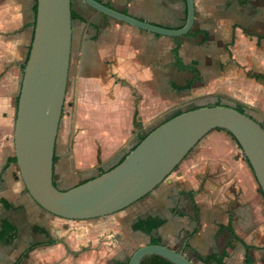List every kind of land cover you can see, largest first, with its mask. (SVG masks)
I'll return each mask as SVG.
<instances>
[{
  "label": "crops",
  "instance_id": "0c3cea01",
  "mask_svg": "<svg viewBox=\"0 0 264 264\" xmlns=\"http://www.w3.org/2000/svg\"><path fill=\"white\" fill-rule=\"evenodd\" d=\"M78 1L74 7L71 0V10L76 15L72 20L69 64L70 70L74 64L69 95L72 106L69 120L65 121L68 126H62L61 120L58 128L55 184L74 182L72 172L88 171L95 176L98 170L109 169L103 166L132 138V91L139 99L136 112L141 127L135 130L137 135L165 112L169 111L168 117L207 96H227L257 110L261 120L255 119L264 127V83L252 78L261 75L264 79V54L259 56L256 50L264 40L257 36L264 35V29L257 34L247 29L255 17H264V0H193V25L178 38L104 17ZM98 1L167 29H179L185 21V0ZM34 5L35 0H0V198L12 206L9 213L28 217L31 231L36 224L29 216L36 214L39 207L25 192L16 165L10 163L5 170L3 167L14 157L15 101L32 39ZM175 48L181 62L197 70L196 77L174 67ZM242 69L243 74L238 72ZM245 80L256 87L252 85L250 92L232 95L223 88H231L238 81L246 84ZM187 82H192L189 90L175 89ZM255 88L260 90L256 95L252 93ZM120 133L123 134L118 136ZM190 193L197 208L198 229L188 240L186 258L203 264L193 254L206 257L225 252L224 264H244L246 255L249 264H264V199L241 150L225 131L208 133L161 185L134 203L137 218L165 220L156 236L161 244L175 251L181 250L187 234L196 226ZM126 212L124 209L117 213L124 218ZM9 217L4 214L0 220L12 223L17 234L11 245L0 244V264H14L30 243L38 242L28 240L15 248L21 227ZM127 260L116 259L111 264H125ZM22 264H63L62 253L55 244L40 246Z\"/></svg>",
  "mask_w": 264,
  "mask_h": 264
},
{
  "label": "water",
  "instance_id": "95a60500",
  "mask_svg": "<svg viewBox=\"0 0 264 264\" xmlns=\"http://www.w3.org/2000/svg\"><path fill=\"white\" fill-rule=\"evenodd\" d=\"M94 11L153 34L178 38L193 25V0H185L182 27L167 29L117 12L96 0H80ZM33 34L16 105L13 150L28 196L54 217L86 221L122 211L161 185L214 130L237 143L264 197V127L233 107L202 106L185 111L153 129L112 169L84 183L59 189L53 180L54 149L65 100L71 51V0H35ZM147 256L171 264H194L163 244L137 248L127 264Z\"/></svg>",
  "mask_w": 264,
  "mask_h": 264
},
{
  "label": "rangeland",
  "instance_id": "374dc122",
  "mask_svg": "<svg viewBox=\"0 0 264 264\" xmlns=\"http://www.w3.org/2000/svg\"><path fill=\"white\" fill-rule=\"evenodd\" d=\"M74 7L79 4L78 0H72ZM90 11V10H88ZM261 17V16H260ZM251 27H247L249 32L252 34H257L258 31L261 33L262 29H264V17L259 19L255 17L253 25L250 24ZM262 45V48H261ZM256 49L258 51L259 56L264 54V40H262ZM74 64L71 65V70L69 68L68 71V79H67V88L66 95L63 104L62 117L61 120L64 121L62 126H68L65 124V121L69 120L70 110H71V101L69 100V95L72 88L73 83V69ZM70 67V65H69ZM241 74L245 71L239 70ZM251 71L248 72V76L251 75ZM246 84L237 82L234 83V86L223 87L224 89L228 88L226 91L228 95H232L233 93H247L251 91V86H255L251 84L250 80H245ZM247 85V86H246ZM259 86V85H258ZM256 87V86H255ZM231 89V90H230ZM259 88L253 89L255 95L260 92ZM253 94V95H254ZM132 99L134 102L135 109L138 108V97L137 92L132 91ZM221 103L229 104L234 106L235 100L227 97V96H218ZM216 96H207L201 98V100H193L191 105L184 107L188 108L193 105L201 104H213L215 102ZM251 109V108H250ZM172 111V110H170ZM248 114L254 116L257 120H261V116L257 110H247ZM169 111L162 114L159 118L155 119L153 122L144 126V130H142L141 134L149 131L150 129L157 126L160 122H162ZM60 120V123H62ZM68 123V122H67ZM118 133V132H117ZM123 133L117 134L118 136ZM132 138L126 148L120 149L116 151V153L110 157L108 164L103 166L104 169L112 167L116 164L120 158L129 151V149L135 145L137 142V133L136 131H132ZM177 169V168H176ZM175 169V170H176ZM174 170V171H175ZM17 171V168H16ZM18 172V171H17ZM76 174V175H75ZM72 176H76V180L70 183H61L56 181V186L59 189H68L73 185L79 184L84 179L89 178L92 174L88 173V171H79L72 172ZM94 175V174H93ZM92 175V176H93ZM137 204H133L125 209L127 213L126 217L120 218L118 215L120 213H116L107 217L86 220V221H69L63 220L52 215L47 214L45 211L40 208L37 209L36 214H31L29 219L39 227L44 228L48 231L49 235L53 238L54 244L58 245L63 258V264H111L112 261L116 259H129L132 253L142 245L148 244L149 238L148 236L140 235L138 232H133L131 230V225L138 217L133 210ZM11 216L10 219L14 220L21 227L20 232L18 231V241L14 245L15 248L20 246L21 242H26L28 240H38L45 241V237L41 234H33L31 231V222H27L28 217L22 213H9V211L1 208L0 206V218L4 215ZM145 214H143L144 216ZM142 216V215H141ZM29 238V239H28ZM167 237L164 236V240ZM13 247V248H14Z\"/></svg>",
  "mask_w": 264,
  "mask_h": 264
},
{
  "label": "trees",
  "instance_id": "16d2710c",
  "mask_svg": "<svg viewBox=\"0 0 264 264\" xmlns=\"http://www.w3.org/2000/svg\"><path fill=\"white\" fill-rule=\"evenodd\" d=\"M97 2H99L98 0H96ZM100 3V2H99ZM105 6V5H104ZM107 7V6H106ZM35 11H36V6L34 5V8H33V12L35 14ZM71 17H72V20L73 19H76V15L74 14V12L71 10ZM106 17V16H104ZM33 34V33H32ZM248 34V33H246ZM258 39L260 38H264V35H260V36H257ZM30 48V47H29ZM172 55H173V59H174V67L178 70V71H188L190 72L194 77L197 76V70H195L191 65H184L180 58L178 57V49L175 48L173 49L172 51ZM27 57H28V54H27ZM27 57H26V60H27ZM26 62V61H25ZM24 68V66H23ZM23 71V69H22ZM252 78H255L256 80H259V81H262L264 83V79L261 75H255L253 76ZM192 86V82H187L183 87H178V88H175L177 91H185V90H189ZM215 102L213 104H206V105H201L200 107L202 106H218V105H224V106H230V107H233L235 110H237L238 112L240 113H246L248 114L246 111L247 110H251L249 107L239 103V102H235L234 106H231L229 104H225V103H221L219 101V97H216L215 98ZM17 100H18V96L16 98V101H15V106L17 105ZM198 108V106H191V107H188L187 109L185 110H178L174 113H172L171 115H169L168 117H166L162 122H160L158 125L166 122L167 120L179 115L180 113L182 112H185V111H189V110H193V109H196ZM250 115V114H248ZM251 117L254 118V116L250 115ZM255 119V118H254ZM256 120V119H255ZM132 125H133V129L134 130H138L139 127H141V123L137 117V112H136V109L134 111V115H133V121H132ZM157 125V126H158ZM260 125L263 127V124L260 123ZM157 126H155L154 128L150 129L149 131L145 132L144 134H139L137 135V142L135 143V145L129 150V152L135 148V146L140 142L142 141L153 129H155ZM226 132V131H225ZM227 133V132H226ZM229 135V133H227ZM231 136V135H230ZM232 138V137H231ZM237 144V143H236ZM238 146V145H237ZM239 148V147H238ZM240 149V148H239ZM128 152V153H129ZM127 153V154H128ZM126 154V155H127ZM124 155L123 157L120 158V160L114 164L112 167H110L109 169L107 170H98V174L93 176V177H90L89 179H86L84 181H81L79 184L81 183H84L96 176H99L100 174L112 169L113 167H115L117 164H119L123 159L124 157L126 156ZM246 160V159H245ZM247 162V161H246ZM10 163H13L16 165V160L15 158H11V159H8L7 160V164L3 167V170H5L8 166V164ZM248 164V163H247ZM249 166V165H248ZM54 180V179H53ZM55 184V182H54ZM56 185V184H55ZM259 188V187H258ZM26 192V190H25ZM259 192L260 194L262 195V192L260 191L259 189ZM148 196V195H147ZM146 197V196H145ZM189 199L191 200L192 202V205H193V211H194V221H195V228L193 229V231L189 234H187V237H186V241H185V244L184 246L181 248V250L177 251V252H180L184 255V253L186 251H189V246H188V240H190V238L196 234L197 232V229H198V219H197V208L195 207L193 201H192V193H190V195L188 196ZM263 197V195H262ZM264 199V197H263ZM0 204L2 206L3 209L5 210H10L12 209V206L4 199L0 198ZM165 223V220L164 219H160V218H157V217H152V216H146L144 218H136L135 221L132 223L131 225V230L133 232H139L141 234H144L146 236L149 237V242L148 244H151V245H160L161 244V239L159 237L156 236V231L158 230V228H160L163 224ZM32 231L34 233H38V234H41L43 235L46 239L45 241H38V242H34V243H30L28 245V247L20 254V256L16 259V261L14 262V264H22L28 257V254L35 248L37 247H40V246H51L54 244V240L53 238L49 235L48 231H46L44 228L42 227H39L37 225H34L32 227ZM16 234H17V231H16V228L15 226L10 223L7 219H1L0 220V244H3V245H11V243L13 242V240L16 238ZM227 256V254L225 252H222L221 254H210L206 257H199L197 256L196 254H193V258L198 261V262H201L203 264H224L223 263V260L224 258ZM129 260V259H128ZM128 260L126 261L125 264H127ZM250 263V259L248 258V256L246 255L245 256V259H244V264H249ZM140 264H171L170 262H168L167 260L161 258V257H158V256H147L145 258L142 259V261L140 262Z\"/></svg>",
  "mask_w": 264,
  "mask_h": 264
},
{
  "label": "flooded vegetation",
  "instance_id": "af4514ba",
  "mask_svg": "<svg viewBox=\"0 0 264 264\" xmlns=\"http://www.w3.org/2000/svg\"><path fill=\"white\" fill-rule=\"evenodd\" d=\"M56 186V185H55ZM57 187V186H56Z\"/></svg>",
  "mask_w": 264,
  "mask_h": 264
}]
</instances>
